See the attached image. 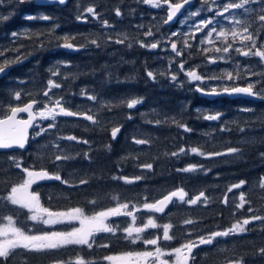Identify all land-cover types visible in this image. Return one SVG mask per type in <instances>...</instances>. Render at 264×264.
Segmentation results:
<instances>
[{"label":"trees","instance_id":"1","mask_svg":"<svg viewBox=\"0 0 264 264\" xmlns=\"http://www.w3.org/2000/svg\"><path fill=\"white\" fill-rule=\"evenodd\" d=\"M88 6H95L101 18L86 14L89 16L87 22L77 20V15ZM116 8L121 10L120 17L115 14ZM29 15H47L51 19L28 20L26 17ZM151 15V8H147L140 0H70L65 6L37 5L33 0L24 3L0 0V16L8 17L0 21V51L7 49L0 62L4 58L15 60V49H19L20 55L26 57L22 63L13 64L0 77V117L8 114L11 106L28 102L29 95L41 99L48 79L52 78L61 84V89H53V100L64 96L66 108L74 112L86 111L99 121L93 124L82 118L57 116V127L47 134L35 136L37 130L34 129L26 151L0 152V197L7 196L13 184L22 183L27 178L10 159L15 158L23 167L32 170L44 167L50 174L59 171L62 179L69 181V184H63L52 179L34 185L33 191L50 211L66 207L80 208L89 217L98 211L115 207L118 203H128V210H132L133 205L141 208L142 203L154 202L166 192L180 187L188 193V198L204 191L209 201L207 204L201 201L198 205H188L176 200L165 215L156 216L159 221L173 225L169 232L173 239L166 249L178 248L189 239L195 240L198 235L228 229L253 214L264 217V189L259 187L261 178H264V158L260 156L264 152V98L250 100L220 97L209 100L196 91L197 82L182 80V87L172 82L167 74L169 61L162 55L163 52L142 48L138 43L150 37L143 35L145 30L138 29V24L136 27L134 25L150 20ZM104 20L112 27H104ZM131 27L137 29L130 30ZM114 28H118L117 34L113 32ZM52 29L55 30L50 31ZM119 31L127 35L135 31V41L130 43L127 39L123 45L114 43L121 37ZM12 32L17 33L16 38L11 37ZM65 36L74 38L68 42L76 45L75 49L62 46ZM109 36L112 41L107 39ZM93 39L97 40L99 47L90 43ZM41 44L43 47H40ZM182 50L184 56L181 59L188 64L200 63L208 54L195 46L184 47ZM177 58L171 71L176 70ZM57 68L60 77H51V71ZM232 69L235 77L239 70ZM147 70L166 74L157 75V79L152 80L147 77ZM257 71L258 68L255 69L256 74ZM240 72L246 73V70ZM247 79L254 83L259 79L261 84L258 88H264V71L260 76L257 74L253 79ZM243 83L245 78L242 77L234 84L231 82L228 87ZM222 88L224 86L217 90ZM10 90L21 91L25 95H22L20 102H15L10 96ZM82 90L87 95L82 96ZM88 95L96 96L97 101H90ZM131 99H142V103L132 109L127 108L126 103H121ZM43 103L47 101H42L40 106ZM216 113L222 114L221 119H204ZM129 115L132 119L127 118ZM157 120L161 123L156 124ZM49 123L52 121H48L45 128ZM179 124H186L192 131L186 132ZM112 127L121 128L115 140L111 138ZM221 128L227 130L221 131ZM241 128L245 129L243 133ZM70 135L88 140L89 143L58 139ZM133 137L148 140V143L135 144ZM57 143L63 151L56 148ZM193 147L204 153L226 152L227 148L233 147L239 148L240 153L209 158L191 153ZM181 148L187 154L171 155ZM83 153H88L89 158L86 159ZM64 154L75 158L56 162L55 166L51 163L55 155ZM147 163L153 165L151 170L141 167ZM189 165L203 166V169L210 171H177ZM119 176L144 178L126 184L122 180L113 179ZM80 179L89 182L80 185ZM240 180L246 181V184L228 193V187ZM241 192L245 194L247 202L243 208L238 209L235 205L240 202ZM226 193L228 204L222 203ZM144 197H148V200L145 201ZM89 201L96 203L92 205ZM249 206L253 209L252 213L248 212ZM6 216L15 217L18 224L29 230L32 227L26 208L0 199V217ZM121 217H111L108 222ZM185 219H192L195 223L184 225ZM43 228L46 227L36 226L35 231H48ZM247 229L246 234H234L231 242L219 237L218 242L206 246V249L201 247L195 264L224 263L233 256L243 257L246 264H264V259L256 263L252 259L258 255L257 250L264 247V223L255 221ZM188 232L193 234L188 236ZM117 233L123 234L120 227ZM95 242L98 245L108 244V247H97L95 251L69 248L56 252L30 253L28 258L30 264H52L65 257L73 260L81 255L90 264H104V254L113 256L139 250L138 244L123 239L119 234L103 236L97 233ZM15 251L17 255L8 264H21L24 259L22 253L25 250Z\"/></svg>","mask_w":264,"mask_h":264},{"label":"snow or ice","instance_id":"2","mask_svg":"<svg viewBox=\"0 0 264 264\" xmlns=\"http://www.w3.org/2000/svg\"><path fill=\"white\" fill-rule=\"evenodd\" d=\"M19 3H24L26 0H18ZM58 2L63 5L67 2V0H58ZM140 2L144 4H150L154 7H161L160 0H140ZM208 0H204V5H202L201 9L197 12L189 13V16H198L199 11H207L211 13L208 18L200 19L197 23H193L190 28L194 29L191 31V36L195 39L196 33H203L207 31L208 43H212L210 39L214 34L217 39L223 40L226 46L220 48H215L216 53H220L219 56H207V63L215 64L219 61H224L227 59H231L230 52L234 51L238 55L243 57H258L262 62H264V42L260 43L258 46V39L260 38L261 31H264V0H240L239 3L232 2V0H227V2L221 3V0H212L214 4L217 6L206 7ZM259 3L260 7L257 10L254 7H246V5H255ZM191 4V0H178V2H173V0H163V5L166 6L167 16L163 21L164 24L172 22L174 18L177 17L178 13H181L182 9H185L186 6ZM235 10H243V13L249 14L251 17V22H246L242 20L235 19L237 13ZM90 14L93 18L100 19V14L96 11L95 6L86 7L83 12H80L77 15V20H83L87 22L89 16L86 14ZM115 14L117 17L122 15L120 8L115 9ZM189 17L186 16L184 20H180L181 24H184ZM8 17L0 16V21L7 20ZM28 20L41 19L44 21H48L51 18L47 15L43 16H27ZM222 21H226L227 24L231 27V31L226 30L224 26H221ZM239 25L242 31H237L236 26ZM104 27L111 28L112 25L108 23L107 20L103 21ZM58 27V26H57ZM143 25H138L137 28H142ZM219 27V31L217 28ZM52 29L50 31H54ZM43 35V34H41ZM145 37H152L155 39V33L149 28L147 31L143 33ZM177 32H172L170 36L167 37V40L170 41V49L171 52L175 54V57H183L184 51L181 48H178V44L176 40H173L172 37H177ZM181 35L188 36L189 33H181ZM232 37L233 41L237 40L239 37L241 47H234L233 43H229L227 41L228 36ZM122 39H116L114 43L123 45L125 41L128 39V35L126 33H121ZM11 37L16 38L17 33L12 32ZM65 43L62 45L67 49H75L76 45L71 42H68L70 37H63ZM109 41H112V37L109 36L107 38ZM164 37L161 39H156L155 42L145 43L143 40H140L139 46L142 48L148 49H157L164 42ZM91 44L99 47L100 45L97 43L96 39L90 41ZM203 43V41H202ZM131 45H129L130 47ZM184 47H191L188 44L187 39L183 41ZM43 47V44L40 45ZM7 49L0 51V58L5 56V52ZM17 55L15 60H8L6 58L3 59V62H0V74L6 73V71L10 70L11 66L16 63H22L23 59L26 57H22L19 53V49L14 50ZM209 49H203V52L208 53ZM186 61L183 59L179 60L178 67L175 71H171L172 61L169 62V71L168 76L172 82H177L179 86H183V82L178 81V75L183 73L188 82H200L203 83L206 79L204 75H200L196 68L186 69L185 67ZM198 67V66H197ZM239 68V65L237 66ZM248 72V75L256 76L257 74L250 69H245ZM165 72L155 73L154 71L147 70L146 75L149 79L156 80L157 75H165ZM59 69L56 71H51V77H60ZM240 75L239 71L236 76H233L232 72H227L225 77L228 80H234L238 78ZM225 77H208L207 79H220ZM66 79V78H65ZM261 84V81L257 79L255 83L249 82L245 87H224L221 90H217L216 88H212L210 91H205L200 84H197L196 91L200 92L203 95H221V94H246L252 97L264 98V88H258V85ZM53 89H61V84L56 83V81L52 78H49L47 81L46 87L42 91L41 99H37L28 96V103L23 106H11L10 114H6L4 118L0 119V149H10L13 147H18L20 149H24L25 145L29 140L28 130L29 128H34V122L37 117L41 120L51 119L52 123H49L48 126L39 127V131H35V136H41L43 134H47L51 129L57 127L55 121L57 116H66V117H78L82 116L87 121H91L93 124L99 123L98 119L94 115L88 114V112H74L70 111L68 108L64 106L66 103V99L64 96L59 97L58 99L53 100L52 93ZM22 95H25L21 91L10 90V96L13 98L15 102H20ZM81 95H87V93L82 90ZM87 99L90 101H97V97L94 95H88ZM42 101H47V103H43ZM121 103H126L127 108L132 109L137 104L142 103V99H131L127 101H121ZM34 106L38 107L37 111H33ZM109 107H111L109 105ZM199 111V109H197ZM242 111H251L250 109H243ZM27 113V119H18V114ZM222 114L216 113L215 115H207L204 117L206 120H218L221 119ZM128 119H132L129 115ZM175 122V121H174ZM161 121L157 120L156 124H160ZM178 123V122H177ZM181 128H183L186 132L192 131V129L188 128L186 124H179ZM227 129L221 128V131H225ZM121 131L120 127H112L111 128V138L113 140L116 139L117 134ZM240 131L243 133L245 129L241 128ZM60 140L67 141H75L77 143L88 144V140H81L77 136L70 135L67 137H59ZM133 142L135 144H147L148 140L145 139H136L133 137ZM56 148L60 151L59 144H56ZM110 150V145L108 146ZM191 153H197L199 155H206L209 158L212 157H220L225 155H233L239 154V148L229 147L226 152H209L204 153L199 149L193 147L190 149ZM180 153L187 154L184 148H181L179 152L171 153L172 156H178ZM79 155V154H78ZM83 156L88 159V153H83ZM260 156L264 158V152L260 153ZM70 155H55L54 160L51 163L55 166L56 162L60 161H68L70 159H74ZM15 164L16 168L21 169L22 173L26 174V179L23 180L22 183L13 184L10 187V191H8L7 196L0 197V199L6 200L10 202L12 205H19L22 208L28 209L32 214L30 216V220L42 222L44 225H55L59 223H70L73 221H78L80 227L73 228L71 231L66 232H57V231H45L39 235H29L21 228L15 227L13 224V217L6 216L0 217L6 221V223L0 227V264H8L9 260L17 255L15 250H25L22 255L24 259L21 261V264H30V260L28 258V254L30 253H46L52 250L60 249L69 245H85L89 249L93 248V244L95 242V234L96 233H112L115 235L118 231V227H112L106 223V221L110 217H120L126 216L131 217L132 221L135 222L137 219L136 213L140 211V208L135 205L132 206V210L129 211L128 203H118L115 207L107 208L106 210L98 211L91 217L85 216L82 209L80 208H70L67 212H52L48 208L43 207L39 202L38 194L31 192L30 188L33 184H36L38 181L43 180H56L61 181L63 184H69L68 180L62 179L59 171L55 174H50L46 168L41 167L40 170H32L29 167H23L21 162H17L15 158H10ZM143 169L151 170L153 165L151 163L141 165ZM210 171V169H203V166L189 165L184 169H177L179 172H195V171ZM144 177L135 176V177H127V176H119L113 177V179L122 180L126 184H132L136 181L143 179ZM87 179H80V185H87ZM246 184V181L240 180L238 183L232 184L228 187L227 192L231 193L233 189H241ZM259 187L264 189V178H261ZM188 196V193L185 192L183 187L177 188L173 191L168 192L167 195H163L161 199L156 200L155 202H144L142 203V208L144 210H148L152 213H164L167 206L173 202V199L176 198L181 202H185L188 205H198L201 201L204 204H207L208 197L205 195L204 191H200L198 195L193 198L185 199ZM144 200L147 201L148 197H144ZM239 204L235 205L236 208H243L245 203L247 202L245 199V194L243 192L240 193ZM90 204L95 205L96 201H89ZM224 204H228V196L225 194L224 200L222 201ZM248 212L252 213L253 209L251 206L248 207ZM255 221H259L264 223V217L258 215H251L249 218H245L242 221H237L232 224V226L223 231H213L208 235H198L195 240L189 239L186 243L182 244L178 248L172 249L170 252H164L158 246V242L162 240H172L173 236L169 235L170 229L173 228L171 223L158 225L155 223L154 219L149 216L146 223H143L139 227H135L133 225H129L128 227H124L122 229L123 233H126L125 239H132L134 243L135 240L140 239V234L147 229H156L162 227L163 235L156 236L152 239L144 240L143 242L147 245L157 246L155 251H145L142 253H127L126 256L135 255L138 258L143 259L145 262L151 260L152 264H169L167 259H163L164 256H175L176 259L174 264H195V254L193 252L194 249H198L202 245H213V242L218 237H227L234 234L244 233L248 229L246 226L252 224ZM184 225H193L195 221L192 219H185L183 221ZM30 231V230H29ZM135 234V235H134ZM193 233L188 232L187 235L191 236ZM100 247L107 248L108 244L100 245ZM257 254L264 257V247H261L257 250ZM104 260L107 261H123V257H114V256H105ZM54 264H90V262L86 261L82 256H77L75 260H56ZM227 264H244L243 257H231L227 260Z\"/></svg>","mask_w":264,"mask_h":264},{"label":"rangeland","instance_id":"3","mask_svg":"<svg viewBox=\"0 0 264 264\" xmlns=\"http://www.w3.org/2000/svg\"><path fill=\"white\" fill-rule=\"evenodd\" d=\"M200 2H204V0H201ZM208 2H210V5L209 7H216L217 5L214 4L212 2V0H208ZM224 2H227V0H221V3H224ZM232 2H236V3H239L240 0H232ZM144 4V3H143ZM147 6V8H154L153 5H150V4H144ZM246 7H254L256 8L257 10L259 9L260 5L259 3H257L255 6L250 4V5H246ZM198 10H200V8H191L189 9L184 15H182L179 19L180 20H184L186 16H188L189 18L186 20V22L184 24H181L180 22L178 23V26H176L175 28H170L168 29V33H164V32H161V36L159 35L160 31H156L154 30L153 31V19H152V15H151V18L150 20L148 21H143V22H137L134 26L136 27L137 24L138 25H143L144 27L142 28H139L141 30H145L147 31L149 28L152 29V31L155 33V39H153L152 37L148 38L145 43H152V42H155L156 39H161V37H164V42L161 44V46L157 49H154L158 52H163L162 55L170 62L172 61V64L176 62L175 60V54L171 52V49H170V41L167 40V37L171 35L172 32H177L178 35L177 37H172L173 40H176L177 44H178V48H184L183 46V41L185 39H187L188 41V44L191 45L190 48H192L193 46L197 47V48H200L202 49V52H203V49L205 48H208L209 51H208V54L207 56L211 55V56H219L220 53H216L215 52V48L217 47H224L226 46L225 43L223 42V40L221 39H217L215 34L210 38L212 40V43H208V37H207V31L203 32V33H196V36H195V39L192 38L191 36V31H193L194 29H191L190 26L193 24V23H197L200 19H205V18H208L210 15H209V12L207 11H199V15L198 16H189V13L191 12H197ZM237 15L235 17V19L237 20H242V21H246V22H251V18H250V21L248 20V16H250L249 14L247 16H242L243 13V10H235ZM208 15H206V14ZM86 14V13H85ZM204 15V16H203ZM91 16V15H90ZM100 21V20H98ZM134 24V23H133ZM163 23H160V24H156L155 27H159V26H162ZM221 26H224L226 28V30L228 31H231V27L227 24L226 21H222V24ZM120 28V26L118 27ZM118 28H114L113 32H115V34H117V30ZM133 29H137V28H134V27H131L130 30H133ZM217 30L219 31V27L217 28ZM236 30L237 31H242L241 27L239 25L236 26ZM107 31H111V30H107ZM120 31H123V29H121ZM119 31V34H121V32ZM140 33V32H139ZM181 33H189L188 36H184V35H181ZM137 33L135 31H130L128 33V39H129V42H134V38H135V35ZM123 37L121 36L120 39H122ZM203 41V43H202ZM227 41L229 43H233L234 47H241V43H240V40H239V37H237V40L236 41H233L232 40V37L229 35L228 38H227ZM264 42V31H261V35H260V38L258 39V46L260 43ZM113 44V43H111ZM189 48V47H188ZM204 53V52H203ZM230 55H231V59H227V60H224V61H219L215 64H209L207 63V56H206V59L204 61H200V63H191V64H188L186 62L185 64V67L186 69H190V68H193L195 67L197 72L200 74V75H204L206 77L205 81L203 83H200V82H197V84H200L201 87H203L205 90H210L208 87L210 88H218L220 86H224V87H228L231 85V82L232 84L236 83L237 80H240V78H245V83L243 84H236V85H244V86H247V83H249L250 81L247 79V78H252L253 79V76H249L248 75V72L246 71V73H243V72H240L242 69H250L251 71L255 72V69L258 68V71H257V74L260 76L263 71H264V62H262L258 57H243V56H240L238 55L236 52L232 51L230 52ZM181 57H178L177 60H180ZM175 60V62H174ZM179 63V61H178ZM241 63H243V65L241 66ZM239 65V68L237 67ZM198 66V67H197ZM178 65L176 64V69H177ZM200 68V70H199ZM234 68L236 71L239 70V77L238 79H234V80H228L226 77H225V74L227 72H232ZM224 73V75H220ZM233 73V72H232ZM235 74V73H234ZM180 75H183V77H179ZM178 81H182V80H187L186 76L183 74V73H180L178 75ZM208 77H225V78H220V79H207ZM261 79V78H260ZM222 81V82H221ZM254 83V82H253ZM196 84V86H197ZM231 88V87H229ZM38 109H36L37 111ZM51 119H47V120H41L39 117L37 119V124H36V130L39 131V127H45L46 123L48 121H50ZM2 152V151H0ZM39 182H42V181H39ZM35 184L32 185V187L30 188V191L31 192H34L32 190V188L34 187ZM35 193V192H34ZM40 202V200H39ZM40 204L45 207V208H48L46 205H44V203H41ZM49 209V208H48ZM27 210V216L28 218L30 219V216H31V212ZM50 210V209H49ZM69 210V208H59L57 209V211H52V212H67ZM131 211V210H129ZM84 213V212H83ZM95 213H93L92 215H94ZM85 216H87L86 214H84ZM92 215H90L89 217H91ZM136 216H137V219L135 222L132 221V218L131 217H126V216H123L121 218H114V219H111L106 221L107 224H109L110 226H118L119 224V227L121 228V230L124 228V227H128L129 225H133L135 227H139L141 226L143 223H146L149 216H151L155 223L158 224V225H163L165 223L159 221L157 218H156V215L155 213H152V212H149L148 210H144L141 206L140 208V211L136 213ZM111 218V217H110ZM34 222H39V221H34ZM127 222V223H126ZM6 223L5 220H1L0 221V227H2L4 224ZM42 223V222H40ZM13 224L15 227H18V228H21L23 231H25L27 234L29 235H39V233H33V231H35V227H31L30 231L29 229L25 228L23 225H20L17 223L16 221V218L13 217ZM61 224V223H59ZM58 224V225H59ZM66 225L65 228H59V229H55L53 231H57V232H66V231H71L73 228H76V227H80V224L78 221H73V222H70V223H63ZM250 225H253L250 224ZM52 226V225H51ZM248 226H246L247 228ZM34 228V229H32ZM37 232V231H35ZM170 232V231H169ZM101 233H105V232H101ZM246 232H244V234H246ZM42 234V233H40ZM97 234V233H96ZM95 234V235H96ZM135 235V234H134ZM163 235V229L162 227H159V228H156V229H147L146 231L142 232L140 234V239L138 240H135V244H138L139 246V250L136 251V252H133L132 254H136V253H142V252H145V251H155V248L157 246H152V245H147L145 244L143 241L144 240H147V239H152V238H155L156 236H161L162 237ZM126 236V233H123L122 237L124 239V237ZM154 236V237H153ZM232 236V235H231ZM152 237V238H151ZM134 238V237H133ZM133 238H130L129 240H132ZM169 241L170 240H160L158 242V246L162 249V251L164 252H170L172 249L174 248H170V249H166V246L169 245ZM200 251V247L198 249H195L193 250L195 256H197V253ZM125 254L127 253H117L114 255V257H123L124 260L123 261H107V260H104L105 263L104 264H152V261L149 260L147 262H145L143 259L141 258H138L136 257L135 255L133 256H126ZM201 254H203V251L201 252ZM208 256H210V254H208ZM207 256V257H208ZM255 257H261L260 255H257ZM163 259H167L169 261V264H174V261L176 259L175 256H164L162 257ZM253 259V258H252ZM254 262H258L260 261L261 259H253ZM190 264H191V261H190Z\"/></svg>","mask_w":264,"mask_h":264},{"label":"flooded vegetation","instance_id":"4","mask_svg":"<svg viewBox=\"0 0 264 264\" xmlns=\"http://www.w3.org/2000/svg\"><path fill=\"white\" fill-rule=\"evenodd\" d=\"M200 1L201 0H193L192 3H191V5H189L186 8V10L178 17V19H176L175 22H173L171 24H164L163 21L166 19L167 9H166V6L163 5V0H160L161 7H159V8H157V7L151 8V11H152V19H153V24H154L153 25L154 30L160 31V33H159L160 36L162 35L161 32L168 33V31H167L168 29L175 28L176 26H178L179 18L182 15H184L189 9H191V8H200L201 9L202 5H204V2H200ZM173 2H178V0H173ZM209 5H210V2H207L206 7H209ZM206 15H208V14H206ZM209 15H211V13H209ZM247 15L248 14H245V13L242 14L243 17L244 16H247ZM250 18L251 17L248 16V19L249 20H250ZM160 23H163V25L162 26H159V27H155L156 24H160ZM119 235H120V233H119ZM67 259H68L67 257L64 258V260H67ZM253 259H256V260L257 259H264V257H262V256L261 257H253ZM73 260H75V259H73ZM52 264H54V262ZM219 264H227V262H224L223 263V261H221V263H219ZM244 264H246V263L244 262ZM258 264H260V263H258Z\"/></svg>","mask_w":264,"mask_h":264},{"label":"water","instance_id":"5","mask_svg":"<svg viewBox=\"0 0 264 264\" xmlns=\"http://www.w3.org/2000/svg\"><path fill=\"white\" fill-rule=\"evenodd\" d=\"M192 1L193 0H191V3H192ZM33 2L35 3V4H38V5H54V4H59L60 6H65L68 2H69V0H67V2L65 3V4H63V5H61L59 2H58V0H33ZM187 7V6H186ZM184 11V9H182V11H181V13ZM181 13H178V15H177V17L181 14ZM177 17L176 18H174V20L172 21V22H169V23H167V24H171V23H173V22H175L176 21V19H177ZM9 71V70H8ZM8 71H6V73L8 72ZM6 73H4V74H0V77H2V76H4ZM237 87H245V86H237ZM199 94L200 95H203V94H201L200 92H199ZM204 96H206V97H208V98H211V99H213V98H216L217 96H220V97H228V98H237V97H243V98H247V99H251V100H258L259 99V97H252V96H248V95H246V94H232V95H229V94H221V95H204ZM26 103H28V102H26ZM25 103V104H26ZM24 105V104H23ZM23 105H20V106H23ZM34 108H35V106H34ZM34 108H33V111H34ZM8 114H10V112L8 113ZM78 117H80V118H83L82 116H78ZM2 118H4V117H2ZM2 118H0V119H2ZM18 119H27L28 118V114L27 113H20V114H18V117H17ZM37 120V119H36ZM36 122V121H35ZM34 122V123H35ZM32 130H33V128H29V130H28V136H29V140H30V137H31V132H32ZM29 140H28V142H27V144L25 145V148L24 149H20V148H18V147H13V148H10V149H0V151H13V150H20V151H25V150H27V148H28V146H29ZM175 190V189H174ZM171 191H173V190H171ZM170 192V191H169ZM168 194V192L166 193V194H164V195H167ZM162 198V196L159 198V199H161ZM159 199H157V200H159ZM176 200V198H174L173 199V202ZM173 202L172 203H170L168 206H167V208L165 209V212L164 213H157L158 215H164L167 211H168V209L171 207V205L173 204Z\"/></svg>","mask_w":264,"mask_h":264},{"label":"bare ground","instance_id":"6","mask_svg":"<svg viewBox=\"0 0 264 264\" xmlns=\"http://www.w3.org/2000/svg\"><path fill=\"white\" fill-rule=\"evenodd\" d=\"M139 9V8H138ZM11 14V13H10ZM113 16V15H112ZM95 28V27H94ZM238 86H244V85H238ZM234 87H237V86H234ZM210 90L212 89V88H210V87H208ZM223 89V88H222ZM208 90V89H207ZM210 90H208V91H210ZM221 90V89H220ZM219 91V90H218ZM205 97V96H204ZM207 99H211V98H208V97H206ZM216 98H220V96H217ZM211 100H214V99H211ZM205 105V104H204ZM264 126V125H263ZM249 134V133H248ZM245 136V135H244Z\"/></svg>","mask_w":264,"mask_h":264}]
</instances>
